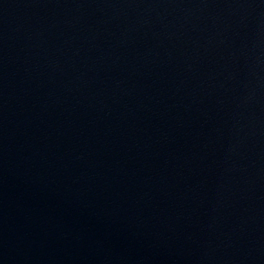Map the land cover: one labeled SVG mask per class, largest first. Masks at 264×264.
<instances>
[{
	"label": "water",
	"instance_id": "95a60500",
	"mask_svg": "<svg viewBox=\"0 0 264 264\" xmlns=\"http://www.w3.org/2000/svg\"><path fill=\"white\" fill-rule=\"evenodd\" d=\"M0 264H264V0H0Z\"/></svg>",
	"mask_w": 264,
	"mask_h": 264
}]
</instances>
